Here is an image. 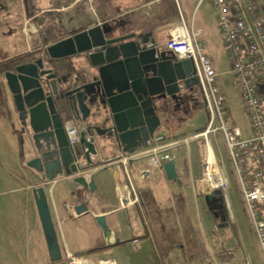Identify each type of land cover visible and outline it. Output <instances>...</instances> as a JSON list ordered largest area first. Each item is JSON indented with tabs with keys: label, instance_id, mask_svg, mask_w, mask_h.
Masks as SVG:
<instances>
[{
	"label": "crops",
	"instance_id": "crops-1",
	"mask_svg": "<svg viewBox=\"0 0 264 264\" xmlns=\"http://www.w3.org/2000/svg\"><path fill=\"white\" fill-rule=\"evenodd\" d=\"M38 1L43 8L41 13L46 11L45 8L51 4L50 0ZM161 1L91 0L89 3H85V0H74L69 6L56 9L60 14L61 24V29L57 34L69 33L61 39L64 40L87 28L105 25L106 27H121L128 33H152L155 40L161 45L166 36L162 27L170 21L163 20L161 17L163 11ZM175 1L178 2L185 17L181 5V1L184 4L185 0ZM189 1L191 2V0ZM13 2L19 12L20 22L18 25L8 22L1 24L10 30L6 34L15 38L8 42L7 54L0 56V62L39 49L33 48L37 29L32 24L31 18L25 17L22 0H18V2L16 0H0V13L7 21V15L13 11L11 6ZM83 2L84 4H82ZM82 7H84L83 10ZM27 25L31 28L34 27V31L29 29V35L24 38L27 34L24 28H27ZM53 44L55 43H49L48 46ZM81 58V55H76L54 61L51 66H57L61 75L69 76L81 66ZM189 108L185 112L180 111L177 114V123L172 130L167 131L164 128L155 135L172 132L170 134L173 135L164 136L174 137L179 133H185L188 137L201 131L205 123L190 132L180 129L182 128V118L180 117L184 115L186 118H191L198 110L203 112L206 122V112L201 97L190 99ZM72 124L81 127L78 123ZM18 135L17 113L13 106L12 96L5 78L0 76V175L3 179L2 183L0 181V197L13 195L21 201L20 204H17L15 197H10L5 200V203H0V264H51L32 194L33 189L42 186L44 181L42 174L26 165L28 157L23 156L22 151L17 147ZM103 140V137H95V141L98 143ZM199 142L201 144V141ZM27 145L28 142L25 139L24 147L26 148ZM179 148L177 147L176 150L179 151ZM187 151L191 152L190 145ZM115 153L119 154L115 155ZM114 155L116 159L112 160ZM120 155L122 153L117 149L107 148L98 151L97 156L91 157L94 162L93 167L84 175L88 181H93L95 186L93 191L75 183L73 177L66 175L59 176L48 186L47 199L62 249L63 260L70 262L74 258H78L92 263L112 261L114 264H118V260L115 258L101 259L100 257L109 252H120L118 254L121 255L125 246L131 244L133 249L140 250L141 254L133 259H120V264H204L201 255L196 251L194 236H198L197 222L194 221L192 224L191 221L183 220L181 215L174 216L172 212L177 205L176 201L179 207L186 205L192 211L188 189L194 199L195 191L186 186L188 181L185 182L189 178L192 182L195 177L190 163L189 173L187 171V176H185L183 175L184 161L179 162L177 166L178 158L172 155L178 180L169 181L163 168L148 172L147 165L142 161L131 163L127 167L128 174H126L122 164L117 162ZM94 164L98 165L94 166ZM153 182H161L165 186L174 184L173 203L170 207L162 204L160 189H147ZM197 190L209 203L215 199V195H205L201 187ZM196 207L198 208L197 204H195ZM99 216L106 217L109 229L107 238L103 237L101 229L94 220V217ZM202 225H200L203 232L202 241L207 244V234H205ZM206 225L210 232H215V227L219 229L227 227L223 224L212 226L208 220ZM100 243L106 248L88 255L86 258L76 256ZM182 243L188 246L187 250L194 249V254L190 253L189 261L186 262L181 250ZM208 254L210 257L208 264L210 262L217 264L215 257H212L209 251Z\"/></svg>",
	"mask_w": 264,
	"mask_h": 264
},
{
	"label": "water",
	"instance_id": "water-1",
	"mask_svg": "<svg viewBox=\"0 0 264 264\" xmlns=\"http://www.w3.org/2000/svg\"><path fill=\"white\" fill-rule=\"evenodd\" d=\"M46 54L53 61L81 55L82 64L65 76L40 58L17 65L4 78L17 113L18 134L28 142L22 155L28 157L29 168L42 174L44 184L32 194L49 259L59 263L63 254L47 199L48 186L66 175L93 191V181L84 175L93 167L91 157L107 148L116 147L122 154L145 148L171 118L168 103L190 100L197 80L192 62L177 60L152 33H128L121 27L87 28L46 47ZM68 123L81 125L77 164L66 134ZM96 136L104 140L98 143ZM162 168L169 181L178 180L174 160ZM94 220L107 238L106 217Z\"/></svg>",
	"mask_w": 264,
	"mask_h": 264
},
{
	"label": "built area",
	"instance_id": "built-area-1",
	"mask_svg": "<svg viewBox=\"0 0 264 264\" xmlns=\"http://www.w3.org/2000/svg\"><path fill=\"white\" fill-rule=\"evenodd\" d=\"M205 1L191 0L194 5L193 17ZM208 1L215 13L230 62L231 86L240 94L249 129L244 130L229 120L226 97L218 84L212 60L202 47L203 32L188 24L175 1L178 17L163 25L162 31L166 36L160 46L171 51L177 60L188 59L192 62L206 112L205 125L200 132L181 139L154 135L145 148L132 154H122L117 162L122 164L126 174L127 167L139 161L147 165L149 172L173 160L169 153L171 150L181 145L188 148L189 141H201L205 165L197 185L207 196L217 190L226 192L228 178L211 147L212 137L221 135L264 260V0ZM178 83L179 90H184L183 83ZM79 131L80 128L72 123L67 124L66 134L73 149L75 164L79 163L76 150ZM223 197L229 207L226 193ZM69 264H74L73 260Z\"/></svg>",
	"mask_w": 264,
	"mask_h": 264
},
{
	"label": "rangeland",
	"instance_id": "rangeland-1",
	"mask_svg": "<svg viewBox=\"0 0 264 264\" xmlns=\"http://www.w3.org/2000/svg\"><path fill=\"white\" fill-rule=\"evenodd\" d=\"M90 1L91 0H85V3H89ZM16 2H18V0H16ZM183 2L184 4L181 1V5L188 24L190 26L192 25L195 29L201 28L203 31V37L201 41L202 47L204 53L212 60L213 67L217 73L218 84L220 85L221 90L226 97V106L229 109L230 113L229 120L240 125L244 130H248V120L242 110L240 94L235 87L231 86V75L229 73L230 62L224 48L221 33L216 23L215 13L212 10L209 1L206 0L203 3V5L195 13L194 17H192L194 5L189 0H185ZM82 4H84V2ZM11 6L13 11L11 14L7 15V21H5L4 15L0 13V56H5V54H7V44L15 38L14 36L7 35L6 33H9L10 30L6 27H3L1 24H3V22H8L13 25H18L20 22V18L18 16L19 12L14 7V2L11 4ZM84 7H82L81 9L83 10ZM89 11L92 12V10ZM24 29H26L25 33H27L24 38H27V36L29 35V29L31 31H34V27L31 28L29 25H27V28ZM43 59L45 60V57ZM180 118H182V128L180 129L184 131L190 132L205 123V116L200 110L193 114L191 118H186L184 115ZM170 133L163 134V136L173 135ZM16 141L17 147L21 150L24 146L25 140H23V138L18 135ZM188 145H190V153H188L186 146H179V151L176 150V148L171 150L169 153L171 154V156L175 155L178 158L176 162L177 166L179 165V162L184 161L183 163L186 164L188 173L190 163V167L193 170L195 177L193 178L192 182L190 181V178L188 180H185V182L188 181V183H186V186H189L193 189V191H195L196 201L194 202L195 199L191 196L190 189H188L192 211L189 210L186 205H180L179 207L176 201L177 205H175L172 212L174 216H176V214L177 216L181 215V218L183 220L191 221L192 224L194 223V221L197 222L199 226L196 230L198 234L197 237L199 238L200 243L204 244V247H201L196 243V251H198L201 255L203 263H209V251L210 255L212 257H215V260H217L218 258H221L223 260L230 259L228 264H264V260L261 257L258 249L252 222L246 211L241 194V189L239 187L238 181L233 174L232 167L230 165V161L228 159L224 141L221 135L217 134L212 137L211 147L218 163L222 166L227 175L228 186L226 188V192H220L219 194L215 195V199L212 203H209V201L206 200L205 197L201 195V193L197 190L199 188V186L197 185V181L199 180L198 178L201 177V174L203 172V170L201 171V168L205 165L202 143L200 144L199 141H189ZM117 154L119 153H115V155ZM0 181L1 183L3 182V179H1V175ZM173 188L174 184L165 186L163 183L161 184V182H153L147 189H160L162 194V204L164 206L167 205L168 207H170L173 203ZM224 193H226L228 197L229 207L224 201ZM10 197H15L17 204L21 203L20 199L17 198V196L13 195L1 196L0 203H5V200ZM183 199L184 198L182 197V200ZM195 204H197L198 208H195ZM206 218L212 226H216L217 224L220 225L223 223H228V226L221 229L215 227V232H210L209 230H207ZM200 225L203 226V230L205 234H207V244L202 241L203 232ZM187 249L188 246L182 243L181 250L183 252V256L185 257V262L189 261V254L194 252L193 248H189V250ZM118 253L120 252H109L101 255L100 258H115L118 260V264H120V259H133L136 256L140 255L141 251H136L135 249H133V246L129 244L125 246L124 250H122L121 255ZM61 262L62 264H69V261L67 260L62 259ZM93 263L98 264L99 261ZM210 264L212 263L210 262Z\"/></svg>",
	"mask_w": 264,
	"mask_h": 264
},
{
	"label": "trees",
	"instance_id": "trees-1",
	"mask_svg": "<svg viewBox=\"0 0 264 264\" xmlns=\"http://www.w3.org/2000/svg\"><path fill=\"white\" fill-rule=\"evenodd\" d=\"M23 1V11L26 18H31L32 24L37 29L36 33V40L33 42L34 47L33 48H39L38 50H32L28 53L22 54L20 56L12 57L6 60H3L0 62V76L4 77V73L8 71L14 70V68L21 64V63H28V62H34L37 59H40L42 57H45V61L49 63V65L53 64V60H50L47 58L46 54V47L49 43H57L59 42L65 35L69 33H63L61 35H58L57 32L61 29L60 24V14L56 11V9L67 7L71 3L74 2V0H50V6L45 8L46 11L41 13V10L43 9L39 5L38 0H22ZM163 11L161 13V17L163 20H174L178 17L177 8L175 5L174 0H162L161 1ZM200 132V131H198ZM186 137L185 133H179L175 135L174 137H167L169 139H181ZM116 156L112 157V160H115ZM98 164H94L96 166ZM204 167L201 168V171ZM183 175L187 176V167L184 163L183 167ZM195 241L199 246H203V243H200L199 238L195 235ZM106 246L96 244L91 249H88L87 251L81 253L80 255H76L77 257H83L86 258L88 255L99 252L103 249H105ZM217 264H228L230 259L223 260L221 258H218ZM51 264H59L58 262H51Z\"/></svg>",
	"mask_w": 264,
	"mask_h": 264
},
{
	"label": "flooded vegetation",
	"instance_id": "flooded-vegetation-1",
	"mask_svg": "<svg viewBox=\"0 0 264 264\" xmlns=\"http://www.w3.org/2000/svg\"><path fill=\"white\" fill-rule=\"evenodd\" d=\"M51 67V65L49 66ZM191 99L193 98H200V93L198 88H194L192 90L191 93ZM190 107V100H183V99H178L175 101H170L168 103V111L170 114V119L168 120L165 129H167V131L172 130V128L174 127V125H176L177 123V114L181 111V112H185L188 108ZM77 124V123H76ZM78 128H80V126H77ZM20 131V127L18 124V133ZM114 149H117L116 147H114ZM117 151H120V149H117ZM122 153V152H121ZM59 264H62V262H59Z\"/></svg>",
	"mask_w": 264,
	"mask_h": 264
},
{
	"label": "bare ground",
	"instance_id": "bare-ground-1",
	"mask_svg": "<svg viewBox=\"0 0 264 264\" xmlns=\"http://www.w3.org/2000/svg\"><path fill=\"white\" fill-rule=\"evenodd\" d=\"M73 262H74V264H95V263H92L90 261L78 259V258H74ZM98 264H114V263L112 261H102Z\"/></svg>",
	"mask_w": 264,
	"mask_h": 264
}]
</instances>
